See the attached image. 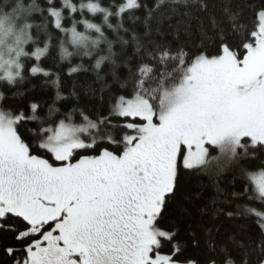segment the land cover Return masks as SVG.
<instances>
[{"label":"snow or ice","instance_id":"snow-or-ice-1","mask_svg":"<svg viewBox=\"0 0 264 264\" xmlns=\"http://www.w3.org/2000/svg\"><path fill=\"white\" fill-rule=\"evenodd\" d=\"M84 7L104 11L105 21L112 14L93 3ZM139 7L137 0H127L116 14ZM50 11L60 29V13ZM257 16L258 28L251 32L252 41L243 44L242 55L222 40L212 56L200 52L191 58L183 49L153 55L165 68L169 61L176 67L156 73L143 64L131 97L119 96L109 116L93 120L74 109L80 111L79 123L71 113L41 119L37 103L30 106L32 115L0 111V230L7 227L20 244L5 250L13 264H181L179 245H172L171 253L163 251L175 233L159 226L162 211L179 191L178 161L185 169L213 162L220 168L241 155L264 153V7ZM84 23L100 38L92 40L74 24L71 43L82 55H92L103 33L96 24ZM46 50L37 48L32 55L39 60ZM13 51L14 57L0 55V80L10 84L23 79L20 57L26 55L23 47L9 49ZM70 55L61 44L62 58ZM95 66L99 68V60ZM78 70L72 67L69 74ZM31 72L51 75L39 66ZM52 82L59 87V77ZM62 98L58 91L57 100ZM53 114L50 109L49 117ZM113 115L123 119L114 124ZM37 120L35 142L18 134V124ZM108 129L117 130L119 138ZM103 140L122 151L97 147ZM210 147L219 156L209 157ZM90 150L98 154H85ZM48 154L60 163H50ZM246 177L252 187L249 198L264 204V171ZM247 212L264 229V212Z\"/></svg>","mask_w":264,"mask_h":264},{"label":"trees","instance_id":"trees-1","mask_svg":"<svg viewBox=\"0 0 264 264\" xmlns=\"http://www.w3.org/2000/svg\"><path fill=\"white\" fill-rule=\"evenodd\" d=\"M3 0H0L2 3ZM138 9H129L117 15L119 6L126 0H68L76 8L68 7L65 0H34L39 11L25 13L34 22L27 33L32 42L27 50L47 49L39 60L35 56L25 58L21 76L15 83L0 81V111L20 112L32 115L31 104L37 103V115L41 119L58 120L62 114H73L74 121L82 120L80 111L90 119L109 116L116 99L124 95L130 98L136 85L139 68L147 64L158 73L171 72L176 64L169 61L167 67L152 59L161 51L175 55L183 49L188 57L204 52L212 56L220 49L221 40L238 55L246 52L244 43L252 41L251 32L258 28L257 13L264 7V0H137ZM93 3L112 13L105 21V12L93 13L81 5ZM24 7H32L25 4ZM50 9L61 16V28ZM232 16L236 17L235 22ZM84 21L100 27L103 38L92 49V55H82L71 43L70 29L88 35L92 40L100 38L95 29H87ZM215 21V23H213ZM111 25V27H109ZM63 29V30H62ZM61 44L72 55L62 58ZM109 45L111 50L109 51ZM101 57L105 59L101 60ZM187 59V58H186ZM99 68H96L97 61ZM43 72L33 74L32 67ZM80 70L69 74V69ZM59 77V87L53 83ZM147 86V84H146ZM62 99L57 100V93ZM75 91V95L71 93ZM54 114L49 117V110ZM78 109L80 111H74ZM112 122L123 118L112 116ZM17 125L18 134L32 137L38 131L40 121H25ZM119 138L115 129H108ZM25 136L22 135V139ZM35 142V137H32ZM27 142V140H26ZM108 150L119 154L122 148L110 145L107 140L98 141ZM259 147V146H258ZM119 149V150H118ZM83 151V150H81ZM85 154L97 155L90 150ZM215 154V151H212ZM217 154V152H216ZM45 158L54 162L51 154ZM75 159V157H74ZM57 164V163H56ZM264 171V153L241 155L217 168L215 162L207 168L185 169L178 167L179 191L176 198L162 211L160 227L175 233L174 239L163 249L171 253L172 245H179L181 264H262L264 262V229L257 223L258 217L247 208L264 212V204L252 196V187L246 173ZM248 189L245 192V189ZM231 213V215H229ZM20 248L7 227L0 230V264H13L6 255L7 247ZM20 259V256L16 257Z\"/></svg>","mask_w":264,"mask_h":264},{"label":"clouds","instance_id":"clouds-1","mask_svg":"<svg viewBox=\"0 0 264 264\" xmlns=\"http://www.w3.org/2000/svg\"><path fill=\"white\" fill-rule=\"evenodd\" d=\"M25 4H29L32 7L26 8L24 7ZM34 11H39L34 0H3V2L0 3V24H3L5 27L10 26L13 30H16L19 25L20 29L29 33L34 26V22L30 20V17L25 16V13H33ZM29 42H32L34 46L37 43L34 39L31 41L27 39L24 43L23 49L26 55L20 57L22 66L21 73L23 72L24 59L32 56V53L27 50V44Z\"/></svg>","mask_w":264,"mask_h":264},{"label":"rangeland","instance_id":"rangeland-1","mask_svg":"<svg viewBox=\"0 0 264 264\" xmlns=\"http://www.w3.org/2000/svg\"><path fill=\"white\" fill-rule=\"evenodd\" d=\"M127 3V0H126ZM125 3V4H126ZM56 19V17H55ZM18 37L20 38V42L18 43ZM27 33L24 32L22 29H20L19 25L17 26L16 30H13L10 26L5 27L3 24H0V55H2L4 58H8L9 55L15 56V52H9V49H17L19 47L24 46V40H27ZM0 75H3L2 72H0ZM3 81V80H0ZM7 81V80H5ZM247 139V138H246ZM212 151H215V154H212ZM217 152V154H216ZM219 156L218 149L211 148L209 149V157ZM54 160V158H53ZM59 164L60 162H56ZM183 167L182 161H178V167ZM184 168V167H183ZM178 171V169H177ZM264 264V262L262 263Z\"/></svg>","mask_w":264,"mask_h":264},{"label":"bare ground","instance_id":"bare-ground-1","mask_svg":"<svg viewBox=\"0 0 264 264\" xmlns=\"http://www.w3.org/2000/svg\"><path fill=\"white\" fill-rule=\"evenodd\" d=\"M102 32V31H101Z\"/></svg>","mask_w":264,"mask_h":264}]
</instances>
